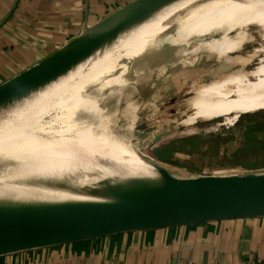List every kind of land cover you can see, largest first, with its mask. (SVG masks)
<instances>
[{"label":"bare ground","instance_id":"6f19581e","mask_svg":"<svg viewBox=\"0 0 264 264\" xmlns=\"http://www.w3.org/2000/svg\"><path fill=\"white\" fill-rule=\"evenodd\" d=\"M158 1L164 4L137 19L134 16L140 10H135L67 66L0 102V216L95 213L112 208L116 194L151 193L168 187L163 179L124 165L113 167L120 178L112 181L108 177L104 184L93 182L95 171L108 165V158L117 153L123 138L111 131L108 113L99 101L80 94L81 87L90 88L102 77H119L132 61L157 51L168 34L242 21L258 29L264 22V0ZM221 17L230 19L222 22ZM226 33L221 30L208 35V48L217 46ZM243 48L235 43L224 56ZM236 57L225 62L224 72L215 78V87L225 86V90L246 75L257 73L258 77L247 79L250 83L246 78V82L238 81L242 94L233 100L244 107V112L264 110V94H253L264 85V30H259L251 48ZM238 69L242 74L236 72Z\"/></svg>","mask_w":264,"mask_h":264},{"label":"rangeland","instance_id":"374dc122","mask_svg":"<svg viewBox=\"0 0 264 264\" xmlns=\"http://www.w3.org/2000/svg\"><path fill=\"white\" fill-rule=\"evenodd\" d=\"M221 19L228 22L230 18ZM215 26L168 34L157 51L132 61L119 77H102L90 88L81 87L80 94L99 101L108 113L111 131L123 138L117 153L108 158V165L95 171L94 183L120 178L113 170L120 165L162 180L150 163L182 178L264 173V110L244 112V107L233 100L242 94L238 81L246 78L250 83L248 78L259 75L251 73L239 79L238 74L237 84L227 90L222 88L225 86L215 87V78L224 72L225 62L235 61L251 48L259 30H264V22L258 29L243 21ZM221 30L228 33L217 46L208 48V35ZM235 43L244 48L224 56ZM240 71L236 72L242 74ZM263 86L253 94H264Z\"/></svg>","mask_w":264,"mask_h":264},{"label":"crops","instance_id":"0c3cea01","mask_svg":"<svg viewBox=\"0 0 264 264\" xmlns=\"http://www.w3.org/2000/svg\"><path fill=\"white\" fill-rule=\"evenodd\" d=\"M133 0H0V86ZM0 264H264V216L119 232L0 255Z\"/></svg>","mask_w":264,"mask_h":264},{"label":"water","instance_id":"95a60500","mask_svg":"<svg viewBox=\"0 0 264 264\" xmlns=\"http://www.w3.org/2000/svg\"><path fill=\"white\" fill-rule=\"evenodd\" d=\"M163 4L164 1L157 0H133L103 17L55 55L1 85L0 102L67 66L113 24L135 10H140L134 16L137 19ZM150 165L168 187L151 193L116 194V202L108 210L59 217L0 216V255L119 232L264 216V173L182 178L164 167Z\"/></svg>","mask_w":264,"mask_h":264}]
</instances>
